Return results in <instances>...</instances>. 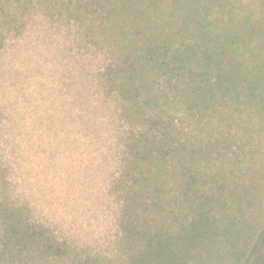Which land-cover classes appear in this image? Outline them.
I'll return each instance as SVG.
<instances>
[{
	"label": "rangeland",
	"instance_id": "rangeland-1",
	"mask_svg": "<svg viewBox=\"0 0 264 264\" xmlns=\"http://www.w3.org/2000/svg\"><path fill=\"white\" fill-rule=\"evenodd\" d=\"M37 25H47L49 44L72 40L66 49L49 48L51 68L26 69L19 42ZM186 48L222 62L227 87L198 98L180 91L197 83L188 73L171 88L167 72L146 61L153 49ZM85 53L103 56L96 93L124 129L115 154L119 175L112 173L109 189L118 205L115 239L103 250L112 254L58 243L9 207L10 169L0 152V264H156L148 237L165 231L179 237L169 264H264V0H0V142L32 117L43 135L75 154L78 134L89 127L86 99L74 91V68ZM127 57L134 81L121 71ZM188 63L203 64L196 57ZM29 80L46 107L27 92ZM20 99L31 106L24 115L14 114ZM158 127L172 136L169 149L154 142L143 159L135 151L138 135L148 131L157 141ZM42 243L53 247L40 249Z\"/></svg>",
	"mask_w": 264,
	"mask_h": 264
},
{
	"label": "clouds",
	"instance_id": "clouds-1",
	"mask_svg": "<svg viewBox=\"0 0 264 264\" xmlns=\"http://www.w3.org/2000/svg\"><path fill=\"white\" fill-rule=\"evenodd\" d=\"M54 40L55 43L49 44L47 25H37L26 33L19 42V59L25 62L24 67L39 63L51 68L49 48L66 49L72 37L67 40L55 37ZM78 60L74 68L78 77L74 91L86 99L87 111L83 116L89 125L87 135L78 134L73 154L69 146L35 128L32 117L19 121V115L31 110V106L20 99L14 106V114H19L17 120L22 128L6 131L5 139L9 142H0V152L10 169L4 195L9 207L20 209L29 217V223L47 230L46 234L58 243L66 241L77 249L110 256L111 252L103 250L115 239L112 233L118 205L109 195V189L112 173L118 167L117 138L124 129L117 127L119 121L111 103L105 102L103 92L96 93L95 76L104 71L103 56L85 53ZM25 87L36 97V103L47 106L48 101L39 98L36 81L29 80ZM9 127L6 121L5 128Z\"/></svg>",
	"mask_w": 264,
	"mask_h": 264
},
{
	"label": "trees",
	"instance_id": "trees-1",
	"mask_svg": "<svg viewBox=\"0 0 264 264\" xmlns=\"http://www.w3.org/2000/svg\"><path fill=\"white\" fill-rule=\"evenodd\" d=\"M148 59L146 60L147 62L151 61V63H157V66L160 67L161 69H164L167 74L168 78L166 80V83L170 85L171 88H176L177 89V81L180 79V77L183 74L188 73L189 78L192 79V81L196 84H193L192 86H185L181 87L180 91H187L194 96L200 98L201 91L208 92L209 95H212L215 91L216 88L218 89H223L226 86L227 80H228V75L225 71L223 70L222 67V62H213L212 59H210L209 53H200L196 51L195 48H186L185 52H177L176 54H169L167 50L165 49H153L150 50V52L147 54ZM195 57L197 60L202 61V65H188V61L194 60ZM137 61V60H136ZM188 63V64H187ZM123 64L124 66L127 65V68H122L121 71H126L130 75L129 77L132 76L134 73V66H133V60L130 57H127L126 59H123ZM112 64H109L107 66L106 73L109 74L107 77V81L109 80L110 84L115 83V79L111 78L110 71L113 70L111 68ZM203 69V70H202ZM211 69V78L208 76L207 70ZM231 77V76H230ZM133 80V79H132ZM211 80V81H210ZM134 81V80H133ZM132 83V82H131ZM130 83V85H131ZM204 83L205 85L201 84ZM127 87V86H126ZM130 86L126 88V92L122 91L120 89L121 94H126L127 92H130ZM214 87V88H213ZM134 90V89H133ZM134 93V91H132ZM187 95V100L190 101L192 100L191 103H195V98L191 95ZM134 96L136 95V92L133 94ZM197 98V99H198ZM184 102V100H183ZM136 104L140 107V103L136 102ZM157 123V122H156ZM155 128V127H154ZM165 129H167V126H164ZM159 133H160V138L155 141V136H152L153 134H149L148 131L142 132L138 135V142L139 147L136 146L135 151L136 153L140 154L141 157L147 156L145 153L141 154V151L146 152L150 150L151 145L149 144H159V148L161 150L163 149H169V144H168V137H172L168 135L166 130L163 128H157ZM155 144V145H156ZM145 159V157H143ZM132 232V230H131ZM185 232V231H184ZM189 232H186V236H189ZM192 234V233H190ZM179 237H172L170 236L167 231L162 232V234H157L156 238H152L151 236L148 237V241L150 242L151 249V255L155 259V263L157 264H169L171 262H175V249L173 248L174 242L177 240L178 241ZM165 243H163V242ZM42 247L40 249L43 250H51L52 249V244L51 243H42ZM166 248V251L164 250ZM168 251V252H167ZM148 255V254H144Z\"/></svg>",
	"mask_w": 264,
	"mask_h": 264
}]
</instances>
